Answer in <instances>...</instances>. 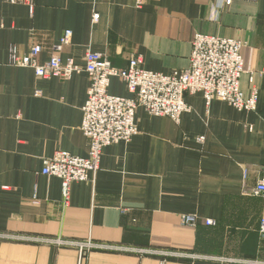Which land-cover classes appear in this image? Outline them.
Wrapping results in <instances>:
<instances>
[{"label":"crops","instance_id":"0c3cea01","mask_svg":"<svg viewBox=\"0 0 264 264\" xmlns=\"http://www.w3.org/2000/svg\"><path fill=\"white\" fill-rule=\"evenodd\" d=\"M67 30L64 62L83 65L90 50L125 69L136 55L143 69L165 75L189 69L198 33L242 41L241 88L246 96L258 88L257 109L220 100L208 107L202 94H188L192 112L178 124L140 108L139 134L106 147L99 170L71 185L65 205L62 181L43 175V163L59 151L88 156L81 125L90 80L85 72L40 79L12 66L9 54L39 44L43 65ZM262 70L264 0H0V235L145 251L81 253L2 238L0 264H264V196L255 194L264 166ZM108 93L131 97L119 78ZM185 216L197 224L184 225Z\"/></svg>","mask_w":264,"mask_h":264},{"label":"built area","instance_id":"2783aa9c","mask_svg":"<svg viewBox=\"0 0 264 264\" xmlns=\"http://www.w3.org/2000/svg\"><path fill=\"white\" fill-rule=\"evenodd\" d=\"M230 2L231 0H227V4ZM98 19L99 15H94V21L97 22ZM72 38L73 32L65 31L60 44L51 47L49 59L43 65L37 60L43 51L39 44L32 46L27 54H21L16 46H11L9 54L12 66L31 68L40 79L55 77L70 80L75 74L85 72L90 80L81 125V130L88 139V156L83 158L59 151L53 157L46 158L43 163V175L62 181L65 205L70 203L71 185L88 182L91 174L99 170L106 147L120 142L129 143L139 134L136 114L140 108L151 116L168 117L178 124L184 114L192 112V107L185 101L188 94H202L208 107L214 100H220L238 111L251 112L257 109L258 88L253 86L249 96L241 88V80L246 73L242 56L245 44L242 41L198 33L192 41L189 69L165 75L143 69V58L136 55L131 56L125 69L115 68L106 56L90 50L85 54L83 65L77 64L73 59L64 62L60 54L71 43ZM260 74H264V70ZM254 75V72H250L252 84ZM112 78L125 82L130 98L108 93ZM199 140L202 141L201 138ZM261 174L255 194L264 196V166ZM196 221L193 216H185L182 220L184 225H196ZM206 225L212 226L214 222L208 220ZM259 234L264 238V218L260 222ZM2 238L75 247L81 253L92 250L145 253L143 250L96 244L90 240L80 242L0 235V239ZM162 255L180 258L188 256L173 252H163Z\"/></svg>","mask_w":264,"mask_h":264}]
</instances>
